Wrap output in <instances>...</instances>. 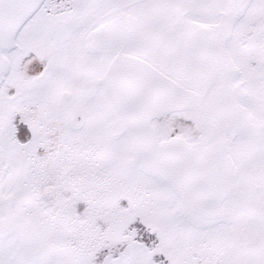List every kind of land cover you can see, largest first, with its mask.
<instances>
[{
    "label": "rangeland",
    "instance_id": "374dc122",
    "mask_svg": "<svg viewBox=\"0 0 264 264\" xmlns=\"http://www.w3.org/2000/svg\"><path fill=\"white\" fill-rule=\"evenodd\" d=\"M189 24L226 31L231 76L209 98L235 90L254 124L251 138L233 129L228 148L264 207V0H43L0 51V264H264L256 212L194 213L148 168L106 93L121 46L206 89L195 83ZM116 33L122 42H105ZM153 127L161 144L202 145L183 115Z\"/></svg>",
    "mask_w": 264,
    "mask_h": 264
},
{
    "label": "bare ground",
    "instance_id": "6f19581e",
    "mask_svg": "<svg viewBox=\"0 0 264 264\" xmlns=\"http://www.w3.org/2000/svg\"><path fill=\"white\" fill-rule=\"evenodd\" d=\"M42 1L43 0H18L17 3L11 4V15L8 16L7 14L8 17L0 28V32L2 31L0 34V51L13 49L15 45V36L19 29L40 6ZM8 4L10 6L7 0L0 1V18L4 12V8H7ZM189 25L190 29L185 41L187 44V39L189 38L187 52L191 60V67L195 73L194 76L197 78L195 83H209L206 89L199 86L183 85L142 58L143 62H147V64L143 65L144 63L140 64L138 62L136 63L134 60H130L131 58H137V56L126 53L123 46H121L117 47V53L114 57L120 54L126 58H123L124 60L120 61L119 64H116V62H114L115 58H113L107 68V75L103 79L104 85L105 83L107 84V96L110 98L112 106L119 115L125 128L132 134L134 140L140 143L148 168L159 177L170 190L176 193L194 213H197L205 220L217 221L226 218L231 212H245L246 210H249L248 213L245 212L248 218L252 219L253 213L256 212L260 218H257L258 220L255 223L258 227L259 237L264 241V219H261L262 215L260 214L264 207L259 203L253 204L248 197L247 190H250V187L242 183V181L245 182L249 179L247 174H244V177L240 179L239 184L241 187L238 191L230 195L228 189L230 185L228 173L223 171L224 175L219 182H216L218 172L216 173V171H213L209 173L211 181L207 182V172L201 170L200 176L203 180L205 179L201 182L202 186H200V190H203V192L200 191L201 195L199 194L200 192L195 191V193H193L191 191L192 189L183 185L180 180V184H177L175 179L173 180L170 173L167 172L168 170L165 165L158 163V150L152 147L151 142L148 140L151 134L147 125L148 118L158 114L161 110L166 108L173 110L185 108L192 100L186 96L178 100L176 91L169 90L163 82H161V79L151 71L154 70V68L157 69V72L159 71L167 78H170L174 84L200 97L198 101L199 107H193L194 109H190L186 114H189V117L195 120L198 127H203L205 130L204 140L207 145L204 148H208V151L214 154L213 157L205 163L209 167H211L213 161L220 160L219 153H221V151H219V149L222 148V143L219 139L222 134H227L229 136L230 132L236 129L239 130L242 135L251 138V134L255 130L254 124L245 114L244 110L233 105V99L236 97L235 90L228 91L221 87L219 91L211 94L212 100L209 98L211 91L209 87L210 89L214 88L215 86L213 85L220 82V78L227 80L229 76H231V69H229L231 66L223 51V40L226 36V31H222L221 29L218 31V29H211L197 24ZM3 32L5 34H3ZM121 35L123 34H111L107 37L105 42L114 44L118 39L122 42L124 36L122 38ZM217 35L219 39H216ZM104 46L105 45H103V47ZM7 67V62L1 63L0 60L2 74L7 71ZM125 67L133 71V77H126V74L123 72ZM138 70L140 72H138ZM232 73H234V71ZM212 79L215 80L214 83ZM225 130H227V132ZM174 150L175 153L177 152L175 154L177 158L183 159V153L181 154L178 148ZM164 154L166 156L168 152ZM193 166L194 165H192V167ZM217 166L219 165L217 164ZM239 174L240 173H237L234 169V179H239ZM205 191L208 192L209 197L205 194ZM215 200L219 202L222 201L220 204L221 206H219L218 202ZM225 201L228 207L227 205L223 206V202Z\"/></svg>",
    "mask_w": 264,
    "mask_h": 264
},
{
    "label": "water",
    "instance_id": "95a60500",
    "mask_svg": "<svg viewBox=\"0 0 264 264\" xmlns=\"http://www.w3.org/2000/svg\"><path fill=\"white\" fill-rule=\"evenodd\" d=\"M3 1V0H0ZM10 3V6L8 4L7 8H4V12L0 18V28L3 26V24L5 23V20L7 19L8 16L11 15L12 12V7L11 4L13 5L14 3H17L18 0H7V3ZM10 7V8H9ZM8 14V16H7ZM219 31V29H218ZM2 33V31L0 32V34ZM3 34H5L3 32ZM114 62H116V64H119L120 61L124 60L123 55H118L117 57H114ZM130 60H134L136 61V63H140V64H147V62H143V60L140 57L134 58V59H130ZM2 63V61H1ZM151 70V69H149ZM157 69L154 68V70H151L152 72H154V74L156 76H158L161 79V82H163V84L169 89V90H175L176 91V96L177 99L179 100L180 98H184L185 96L188 98H191V102L189 103V105H185V108H178V109H163L161 110L158 114L148 118L147 120V125L151 131V134L148 138V140L151 142L152 147L156 148L158 150L157 155L159 157V164H163L165 165L166 169L168 170L167 172L170 173L172 179L176 181L177 184H180V181L183 183V185H186L187 187L191 188L192 192L195 193L196 192H200L203 190H200V186H202V183L204 180L202 179V177L200 176V171L204 170L205 172H207V179L206 181L209 182L211 181V178L209 176V173L216 171V173L218 172V177L216 179V182H219V180L221 179V177L224 175L223 171H225L226 173H228V177H229V194L233 195V193L236 191V185H235V179L233 177V172H234V163L233 160L229 154V148H228V135L227 134H222V136L220 137L219 140H221L222 143V148L219 149V151H221V153H219L220 156V160L218 161H213L211 163V167H209L208 165H206L205 163H207V161H209L214 154H212L211 152L208 151V148H204L207 144L204 140L205 134H204V128L202 127H198V129L201 131V133L203 134V139H202V145L198 148V149H190L188 147H186L183 143L179 142V141H175L169 144H161L158 138V133L157 130L153 127V121L158 120L166 115H171V114H176V115H183L185 118L192 120L193 122H195V120L192 117H189V114H186L188 111H190V109H194L193 107H199V99L200 97L197 96L196 94H194L191 91H187L185 89H183V87H180L177 84H174L170 78H167L166 76H164L163 74H161L159 71H156ZM156 71V72H155ZM2 73V69H0V75ZM202 101V100H201ZM194 103V104H193ZM178 106V105H177ZM196 123V122H195ZM197 125V124H196ZM179 151H181V154L183 155V159H179L177 158V156L175 155V150L177 149ZM204 148V149H201ZM218 148V147H217ZM201 150V151H200ZM165 152H168V154H166L165 156ZM185 155V157H184ZM194 156V157H191ZM216 156V154H215ZM191 162V163H189ZM199 164V165H198ZM217 164L219 166H217ZM192 165H194L192 167ZM198 165V166H196ZM197 173V174H196ZM179 177V179H178ZM180 180V181H179ZM228 183V182H227ZM202 188V187H201ZM201 195V192L199 193ZM205 194L208 195V192L205 191ZM228 194V195H229ZM220 199V198H219ZM218 199V200H219ZM218 200H215L218 202L219 206H221V202H219Z\"/></svg>",
    "mask_w": 264,
    "mask_h": 264
},
{
    "label": "flooded vegetation",
    "instance_id": "af4514ba",
    "mask_svg": "<svg viewBox=\"0 0 264 264\" xmlns=\"http://www.w3.org/2000/svg\"><path fill=\"white\" fill-rule=\"evenodd\" d=\"M230 135V134H229ZM229 154H230V152H229ZM234 163V162H233ZM234 168H235V170H236V172L237 173H240L238 176H240V175H242V174H250L251 175V170H250V168H246L244 165H241V167H235V164H234ZM249 175V179L248 180H246L245 182L244 181H242V183L243 184H245V185H248L249 187H250V191H249V193H250V196L252 197V199L254 200V201H256L257 203H260V204H263L260 200H259V198L258 197H256L255 196V194H254V182H253V178H252V175L250 176ZM238 181V182H237ZM239 181H240V179H235V185H236V191H238V189L241 187V185L239 184ZM236 191L233 193V194H235L236 193ZM225 205H227V207H228V204L226 203V201L225 202H223V206H225Z\"/></svg>",
    "mask_w": 264,
    "mask_h": 264
}]
</instances>
